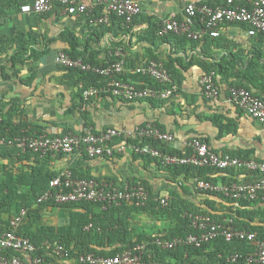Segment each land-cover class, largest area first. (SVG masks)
I'll return each instance as SVG.
<instances>
[{"label":"crops","instance_id":"0c3cea01","mask_svg":"<svg viewBox=\"0 0 264 264\" xmlns=\"http://www.w3.org/2000/svg\"><path fill=\"white\" fill-rule=\"evenodd\" d=\"M134 1L141 6L142 12L128 29L117 20L97 24L90 22L86 16H68L57 6L40 15L23 14L15 7L7 16L0 17V109L6 110L8 103L15 101L20 112L13 114L14 124L22 122L42 127L51 135L62 134L65 129H70L73 134H82L86 130L83 111L87 112V118L92 122L90 127L97 132L120 128L133 134L139 126L154 124L161 132L174 138L173 141L162 142L166 150L183 152V144L197 138L206 142L210 150L217 154L264 162V125L249 117L229 99V84L237 81L230 78L231 75H245L252 53L264 51V37L260 40L258 35L250 36L244 25L245 28L227 24L221 27L217 38H209L208 42L196 44L184 41V35L163 33L162 25L171 15L181 19L184 7L197 0ZM202 1L210 6L224 2ZM236 1L250 4L252 0ZM100 14L102 9L96 7L91 18ZM150 25L158 29L152 41L146 40ZM60 52L91 59L97 66H103L117 57L123 62V74L128 78L138 75L135 74L137 67L155 62L168 73L176 90L167 100L126 102L105 92L107 81L100 89L93 87L97 95L95 99L83 102V109L70 111L74 104H81V101L76 96V79H70L69 73L55 64V57ZM240 53L244 54V59L236 60ZM255 63L258 64L256 74L263 77V85L254 91L264 98V56ZM209 69L219 87L216 99L206 98L199 85L200 77L206 75ZM129 140L135 139L127 138L126 143ZM121 156L90 158L83 151L76 150L69 154L51 155L44 167L54 174L70 170L99 181L108 178L116 187L125 186L132 179L144 181L154 199H169L170 192H175L202 211H206V203L211 202L218 216L227 215L230 204L199 194L192 187L194 181L200 178H189L185 182L183 174L174 178L154 163L145 170L144 162L134 160L128 151ZM21 157L13 156L0 160V163L19 174L33 165ZM226 172L212 170L210 176L217 184L230 181L248 183L258 177L254 173L234 169ZM183 184L189 185L190 195L181 191ZM24 185L21 187L23 190L26 189ZM32 210H37L40 217L32 231L37 226L48 225L63 233L71 223V209L48 206L38 210L37 206H33ZM77 211L82 209L74 208V212ZM252 211L264 212V203L257 204ZM6 218L4 215L3 220ZM24 221L33 222L29 221L28 211ZM129 222L138 227L136 235L145 231L164 236L169 229V221L145 213L133 214ZM121 247L116 244L106 246L105 250H120ZM47 260L50 264H77L75 258L62 260L49 256ZM196 263L210 264L206 258H200Z\"/></svg>","mask_w":264,"mask_h":264},{"label":"built area","instance_id":"2783aa9c","mask_svg":"<svg viewBox=\"0 0 264 264\" xmlns=\"http://www.w3.org/2000/svg\"><path fill=\"white\" fill-rule=\"evenodd\" d=\"M90 1V3H89ZM55 6L60 7L61 12L68 16H86L90 22L107 23L109 16H116L122 23L130 24L141 12V6L134 0H30L19 11L23 14H45ZM96 7L102 9V15L91 18ZM198 23L197 24H195ZM227 24H240L247 27L250 36L264 33V0H252L250 7L241 6L236 0H224V2L210 6L197 1L188 3L183 9L182 18L171 15L163 22L162 32L176 35H184L190 40H200L204 36L216 38L220 35V29ZM120 53V52H117ZM55 64L68 69L79 71H91L99 76L114 77L123 74V62H115L106 67H91L82 59H71L60 52L55 57ZM135 73L155 80L166 88L144 87L136 88L134 85L119 79L110 80L105 86V92L113 97L126 101L139 99L167 100L175 92L168 73L155 62L146 63L135 69ZM202 94L208 99H216L219 95V87L214 82L213 73L203 75L199 79ZM97 95L95 88H88L83 92V97L89 99ZM229 99L249 117L264 125V99L257 97L253 92L245 88H229ZM136 140V144L128 145L127 138ZM153 138L163 142L173 141L172 135L161 132L154 124L139 126L135 132L128 133L120 128H108L99 134L86 129L82 134L65 135H39L16 139L17 147L30 150L44 157L48 154H69L83 149L90 158L113 157L125 152H134L151 157H160L167 165L209 167L212 169H235L256 174L258 177L253 182L228 184H215L203 179H196L194 187L201 192H213L222 194L232 201H252L260 195L264 202V162L252 159H240L230 155H220L210 150L208 144L200 139L187 140L183 147L189 150L188 155H161L158 150L148 145L141 146L138 142ZM149 200L147 191L142 186L116 187L112 182L99 181L97 179H77L70 170L61 171L50 180L49 189L42 194L37 203L51 201L54 204L67 203H105L106 206L120 205L123 202L134 204L136 207H144ZM167 197L160 199L162 207L168 205ZM27 217V210L23 209L10 220V228L0 231V264H50L44 257L35 255L37 248L31 241L18 234V229ZM233 218V217H232ZM232 218H224L221 222L214 221L207 216H195L192 226L199 230V234H191L185 238L173 241L156 240L155 244L162 248H173L177 245H194L199 247L204 242L216 238L225 241H247L253 245V251L245 255L247 264H264V240H256L254 233L233 226ZM92 225L84 229L89 230ZM49 256L66 260L68 253L59 245L50 246ZM141 249L124 251L113 257L97 256L91 253L80 254L76 258L78 264H141ZM20 252L21 257H8L7 251ZM238 255L229 257L234 262Z\"/></svg>","mask_w":264,"mask_h":264},{"label":"trees","instance_id":"16d2710c","mask_svg":"<svg viewBox=\"0 0 264 264\" xmlns=\"http://www.w3.org/2000/svg\"><path fill=\"white\" fill-rule=\"evenodd\" d=\"M197 1L205 4L202 0ZM26 2L27 0H0V17L7 16L11 9L15 7H18L19 9L20 6ZM236 3L241 6L250 7V4L237 1ZM138 17H135L133 22L127 25L122 23V21L116 16H111L109 22L114 23L113 21L117 20L121 25L126 26L128 29L133 26ZM149 29L150 32L147 34L148 37H146V40L152 41V38L156 36L158 29L155 27V25H153V27L150 25ZM257 35L259 36L260 40H262L264 37V33H258ZM209 38L215 39L210 36H204L200 40H190L186 37H182L184 41H190L196 44L203 41L208 42ZM65 54L68 55L67 53ZM240 54L241 55L236 58V60L241 58L244 59V54ZM68 56L71 59L80 58L85 64L91 67H106L119 61L116 57L114 60L108 61V63L103 66H97L91 59L73 55ZM252 56L253 57L246 65L247 69L246 73H244L245 75L242 76L241 73L231 75L230 78H235L237 81L230 83L229 85L230 87L245 88L253 92L257 97L262 98L255 93L254 89L258 90L259 87L263 85L261 83L263 77H260L258 74H256L258 64L255 63L256 60H259L260 57L264 56L263 49L262 51L258 50L252 53ZM58 67L67 71L69 73L70 79H76V87L78 88L76 96L81 101V104H74L70 111L72 109H83V102L86 101L87 103L88 100L95 99V97L89 99H85L83 97V92L86 89L93 87L100 89L106 85L107 81L112 79L122 80L140 89L148 86L152 88H162V86L154 82V80L139 74L132 76L131 78L124 76V74L107 78L99 76L91 71H79L61 66ZM210 71L211 69H209L205 74H210ZM147 101L151 102L158 100L147 99ZM18 107L19 106L17 103H15V101H11L8 103L6 110L0 109V160L11 159L13 156H16L17 158L22 156L21 159L31 161L33 165H31L26 171L16 174L12 169L0 163V231L9 229L10 220L12 217L23 209L27 210L29 221L31 219L33 222L29 223L24 221L18 229V234L28 238L37 248L35 255L44 257L46 261H48V254L51 252V249L47 248L49 243L50 246L59 245L64 250H66L68 253L67 259H76L78 255L87 253L97 256L113 257L122 254L124 251L133 250L136 247H142L141 264H198L196 263V260H200V258H206L210 264H247L245 255L251 253L254 248V246L249 244L247 241L233 240L227 242L223 238L219 237L204 242L199 247H195L194 245H177L170 249L162 248L155 244V241L158 239L163 241H173L174 239L185 238L191 234H199V230L192 226V220L195 216H207L218 222H221L224 218L233 217V226L235 228L254 233L256 240H264V212L255 213L252 211L254 214L250 212L251 210H255L257 208V204L264 203L261 200L260 195L252 201L238 200L235 203V201H232L219 193L208 191L201 192L194 187V184L192 187H194L196 192H199V194L206 195L209 198H216L217 200H224L230 204L231 207L229 208L227 215L224 217L218 216L216 210L211 206V202L206 203L207 210L202 211L195 207L192 202L182 199L181 195L175 192H170L168 205L162 207L160 204V199H154L153 195L150 193L148 184L144 181H138L135 179L128 181L127 185H139L148 191L149 200L144 207H136L134 204H129L126 202H123L118 206H106L104 205L105 203L93 202L54 204L53 202L48 201L44 203H37V199L49 189L50 180L56 177L58 173H51L44 167L46 160L50 158L51 154H48L44 157H39V155L33 153L30 150H23L17 147L15 140L28 136L51 134H48L42 127L32 126L22 122L19 124H14L12 121V116L14 113L20 112ZM86 113L87 112L83 111V118L85 121L84 129H90L92 127V122L88 120ZM91 131L95 134H99L101 132L93 131L92 128ZM69 133H72V131H70V129H65L62 134L57 135L62 136ZM162 142L163 141L150 138L140 143L138 142V144L141 146L148 145L149 147H153L163 155L176 154L184 156L190 153V151L186 149H184L183 152L166 150L162 145ZM136 143L137 142L135 140L127 141L128 145ZM79 150L83 151V149ZM121 155L122 154H118L114 157L106 158H120L122 157ZM131 155L134 160H142L144 162L143 168L145 170H148V166L154 163L164 171L171 174L174 178H177L183 174L185 177V182L189 178H200L216 184V181L210 176L212 170L222 171L225 173H227L226 171L228 170H232L212 169L209 167L197 168L192 166L167 165L160 157H151L150 155H141L134 152H132ZM72 174L73 177L77 179L93 178L79 171H73ZM105 180L109 182L112 181L108 178ZM231 182L236 181H230L229 183ZM23 184H25V190L21 188ZM180 189L186 195L191 194L189 185L183 184ZM33 206H37L38 210H40L42 207L48 206H57L61 209H71V223L68 226L66 232L59 233L57 232L56 228L48 225L37 226L35 231H32L33 225L36 224L40 218L37 210L36 212L32 210ZM81 206H83V208H81ZM74 208L82 209V211H77V213H75ZM143 213L154 215L157 218H163L166 221H169L167 235L161 236L157 232L145 231H143L140 235H136L138 227L131 225L129 218H131L133 214ZM4 215L7 217L5 220H3ZM90 224L92 225V228L85 230L84 228ZM132 233H135V237L132 236ZM116 244H120L122 246L120 250H105L106 246L112 247ZM5 254L8 257L22 256L20 252H15L12 250L5 252ZM233 255H238V258L234 262H231L228 259Z\"/></svg>","mask_w":264,"mask_h":264}]
</instances>
